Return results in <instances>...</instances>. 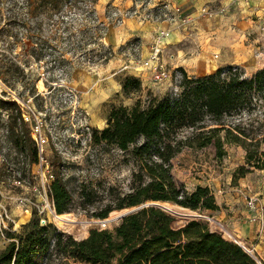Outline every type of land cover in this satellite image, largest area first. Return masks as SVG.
I'll return each mask as SVG.
<instances>
[{"label":"rangeland","instance_id":"obj_1","mask_svg":"<svg viewBox=\"0 0 264 264\" xmlns=\"http://www.w3.org/2000/svg\"><path fill=\"white\" fill-rule=\"evenodd\" d=\"M24 1L0 0V101H15L21 116H28L30 131L35 123L41 124L45 143L41 154L37 148L38 162L30 164L27 155L19 154L9 140L7 122L16 111L0 108V252L10 240L6 231H20L33 213L64 235L82 239L90 229H112L119 219L106 220L132 208H114L141 179L138 162L131 154L132 146L122 151L113 146L93 145L91 133L107 126L113 108L131 107L137 99L144 100L146 90L157 96L167 92L156 90V85L146 86L151 85L149 79L139 77L133 68L140 58L137 47L143 46L141 40L152 29L150 24L167 21L187 31L176 44L187 75L202 76L231 65L249 76L264 67V35L255 24L246 26L234 21L235 29L229 30L224 24L215 27L214 23H195L197 17L190 14L186 15L190 20L183 24L179 17L184 18L185 13L180 7L181 14L175 12V6L165 16L162 9L168 3L153 5V0H97L94 7L89 0H62L55 13L44 12L40 5L35 12L26 13ZM221 2L228 3L232 11L234 0H200L212 7L223 5ZM173 17L176 19L172 20ZM165 53L177 60L176 48L167 46ZM214 53L217 58L212 60ZM128 75L141 81L142 92H122L121 80ZM225 149L221 159L214 157L213 147H207L184 149L170 161L176 184L186 191L197 185L209 187L217 209L199 213L169 201L140 205L158 203L160 208L170 205L206 215L212 219L206 222L210 229L230 240L216 223L234 234H238V226L250 223L246 200L255 197L264 206V169L252 168L234 180L236 168L245 165V152L236 145H225ZM55 153L63 163V175L70 179L67 186L72 200L68 213L76 220L66 230L57 224L58 214L47 193L50 179L46 181L45 176L51 173L50 160ZM104 207L112 210L105 220H100L94 214ZM166 212L174 217L175 226L194 218L185 212ZM238 235L249 248L258 244L253 233ZM255 249L253 257L264 264V246ZM43 264L80 263L59 260L51 250Z\"/></svg>","mask_w":264,"mask_h":264},{"label":"trees","instance_id":"obj_2","mask_svg":"<svg viewBox=\"0 0 264 264\" xmlns=\"http://www.w3.org/2000/svg\"><path fill=\"white\" fill-rule=\"evenodd\" d=\"M40 1V4H33ZM62 0H25L26 13L37 5L44 12H58ZM94 7L97 0H89ZM39 3V2H38ZM183 74L179 89L161 96L146 90L145 99L133 106H118L108 115V124L93 129V145L113 146L131 154L138 162L141 179L114 208L133 207L147 201H169L204 212L217 209L207 186L186 191L172 178L170 161L184 149L213 147L214 157L226 154L225 145L243 148L245 165L236 168L234 180L252 168L264 169V67L247 76L235 66L218 68L202 76ZM124 94L142 92L134 76L121 80ZM0 108L15 110L7 122L13 148L25 153L30 164L38 162V149L27 122L15 101H0ZM139 140H142L139 142ZM51 179L47 193L56 214L68 215L72 195L63 163L55 153L50 160ZM142 177H147L146 180ZM80 192V191H79ZM110 207L94 215L108 217ZM155 204L143 206L119 219L112 229L93 228L82 239L64 235L52 224L41 225L34 213L20 231H6L9 243L0 252V264H43L51 250L59 260L80 264H258L232 240L209 230L199 219L182 226Z\"/></svg>","mask_w":264,"mask_h":264},{"label":"built area","instance_id":"obj_3","mask_svg":"<svg viewBox=\"0 0 264 264\" xmlns=\"http://www.w3.org/2000/svg\"><path fill=\"white\" fill-rule=\"evenodd\" d=\"M234 1L235 3L242 4L243 6H249L251 0H234ZM260 1L264 2V0H260ZM227 10H228V5H225V4L220 5L219 7H212L210 5H202L197 9L196 12H197V16L212 20V19H217L219 17L224 16ZM168 11L169 9L167 8V5H164L162 9V13L165 16H167ZM175 12L177 14H181L180 8L176 7ZM186 15L187 14L184 15L185 16L184 18L179 17L182 20V22H184L183 24H185L186 23L185 21L188 20L186 18ZM189 16L191 17V15ZM171 19L175 20L176 18L173 17ZM256 25H257V28L264 35V13L261 16V18H259ZM169 36H170V29L168 28L160 27L157 30H155L152 35V39L147 47L142 46V45L137 47L140 53V58L138 59V61H136V63H134L135 65L133 66V68H135L139 72L138 73L139 77L141 78L146 77L147 79L152 81L154 84L165 87L167 91L176 92L179 89V85L181 83L183 74L180 70L177 69L178 67H174L177 60L173 59V55L172 54L166 55L165 53L166 40L168 39ZM144 48H146V50H144ZM215 58H217L216 53L212 55V60H215ZM208 62L210 63L209 59H208ZM22 118L24 119L25 122L28 120V116L24 115L23 113H22ZM31 135L36 143L37 148H39L40 150L39 153L41 154V149H42L41 147L45 143V138L43 137V134L41 132V124L37 122L31 127ZM42 163H43V158L40 156L39 164H42ZM51 177H52L51 173L47 174V176H45L46 181L51 179ZM246 204L251 213L250 216L248 217V221L252 224H255L256 234L260 236L264 232V206L257 203V200L255 197H248L246 200ZM161 208L165 211H168L164 207H161ZM188 211L189 213H186V216L194 217L192 219H196L195 217H201V218L206 219V221L202 219H199V220H202L205 223L207 221L211 222L212 220L210 219V217L206 215L201 216L199 214L197 215L193 213L191 210H188ZM39 223L41 225H45V220L43 218H40ZM216 224L219 226V228H221L220 229L221 232L226 234L227 237H229L230 240L233 241V243L240 246L243 249V251H245L247 254L253 257L254 248L247 247L245 240L242 239L238 235L239 234L238 232H236L238 234L230 233L227 229H225V227L220 222H217ZM208 228L209 230H211L209 226ZM225 230L228 233H225ZM253 258L257 261L255 257ZM257 263L260 264L258 261Z\"/></svg>","mask_w":264,"mask_h":264},{"label":"crops","instance_id":"obj_4","mask_svg":"<svg viewBox=\"0 0 264 264\" xmlns=\"http://www.w3.org/2000/svg\"><path fill=\"white\" fill-rule=\"evenodd\" d=\"M162 2L168 3L165 5H167V8L169 10H172L175 6H177V7H180L182 12H184L185 14H190L193 17H197L194 19L195 23H202V22H206V23H210V24L214 23L213 25L215 27H217V25H219V24H224V25H227L229 30H230V28L235 29L236 26L234 25L235 24L234 21L242 22V23L246 24V26L247 25L252 26L253 24L256 25L259 18H261V16L264 13V2H262L260 0H251L249 6H243L242 4L235 3L234 6L231 7L232 11L230 8H228V10L224 16L219 17L217 19L209 20V19H206L204 17L197 16V12H196L197 9L200 6L206 4V3H200V0H198V1H196V0H153L152 4L154 5V4H158V3H162ZM221 4H223V3L221 2ZM226 4L228 5V3H226ZM229 12L231 13L230 15H228ZM150 26L152 27V29L149 31V33H147L145 35L144 39L141 40L143 46L147 47L148 44L150 43V41L152 39V35L154 33V30H155V27L161 26V28L170 29V36L166 40V48H167V46L176 48L177 62H176L174 67H181L187 73L188 72L187 69L182 64V60H181L182 58L180 56L181 50L179 48H177V46H176L177 42L186 36L187 31L186 30H179V29L175 28L174 25H172L171 23H169L167 21H164L161 23H153V24H150ZM214 32H215V30H214ZM144 50H146V48H144ZM150 82H151V85H146V86L150 87L152 85L153 86L156 85L152 81H150ZM155 89L162 91L165 89V87L156 85ZM236 232L241 234V236H244L246 233H250V234L253 233L254 236H256L255 238H258V240H257L258 244H256L254 246V248H256L257 246H258V248H260L261 246L262 247L264 246V235L257 236L256 227H254L252 225V223H245L243 225L238 226L236 228ZM254 251H256V250L254 249Z\"/></svg>","mask_w":264,"mask_h":264},{"label":"bare ground","instance_id":"obj_5","mask_svg":"<svg viewBox=\"0 0 264 264\" xmlns=\"http://www.w3.org/2000/svg\"><path fill=\"white\" fill-rule=\"evenodd\" d=\"M162 207L166 208L169 212H172L174 214H180V213H189L188 210L182 209V208H178V207H171L170 205H162ZM126 211H122L120 213H115L111 215V220H118L119 217L125 213ZM173 215V214H172ZM181 215V214H180ZM55 219L57 221V224L63 228V229H70L73 225L74 222L76 221L73 217V215H55ZM88 224V223H87ZM85 229V228H84ZM225 233H228L227 231H225ZM255 249V248H254ZM256 250V249H255Z\"/></svg>","mask_w":264,"mask_h":264},{"label":"water","instance_id":"obj_6","mask_svg":"<svg viewBox=\"0 0 264 264\" xmlns=\"http://www.w3.org/2000/svg\"><path fill=\"white\" fill-rule=\"evenodd\" d=\"M148 204H142V205H139V206H135V207H132V208H130V209H127V211L125 212V213H123L120 217H119V219H121L122 217H124L125 215H127V214H130V213H132V212H134V211H136V210H139L140 208H142L143 206H147ZM155 205H159L158 203H155ZM107 221H109V220H107Z\"/></svg>","mask_w":264,"mask_h":264}]
</instances>
